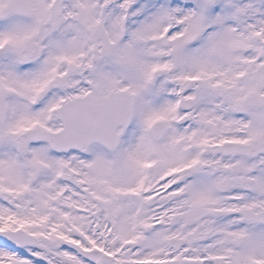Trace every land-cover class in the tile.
Segmentation results:
<instances>
[{
    "label": "snow or ice",
    "instance_id": "obj_1",
    "mask_svg": "<svg viewBox=\"0 0 264 264\" xmlns=\"http://www.w3.org/2000/svg\"><path fill=\"white\" fill-rule=\"evenodd\" d=\"M0 264H264V0H0Z\"/></svg>",
    "mask_w": 264,
    "mask_h": 264
}]
</instances>
